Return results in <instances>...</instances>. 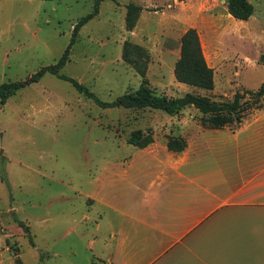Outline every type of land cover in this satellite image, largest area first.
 Wrapping results in <instances>:
<instances>
[{
    "label": "rangeland",
    "instance_id": "rangeland-1",
    "mask_svg": "<svg viewBox=\"0 0 264 264\" xmlns=\"http://www.w3.org/2000/svg\"><path fill=\"white\" fill-rule=\"evenodd\" d=\"M140 1H104L99 15L79 29L60 73L84 84L105 102L136 92L144 81L158 96L190 94L216 104L230 103L235 94L244 93L247 89L242 84L247 91L260 89L264 20L259 26L252 18L235 19L229 13V0ZM130 4L139 11L135 27L128 30ZM93 7L92 0L38 5L0 2V84L24 81L56 64L71 42L74 26ZM36 11L41 17L34 21L31 16ZM190 28L198 32L204 57L214 72L211 91L175 76L181 39ZM242 103L238 119L232 114L204 115L195 107L175 116L152 109H105L51 73L12 94L5 103L0 100L2 264H98L105 260L107 252L102 250L110 227L118 225L123 211L134 206L136 211L146 188L126 190L119 181L113 190L104 166L120 164L137 153L129 143L136 132L152 134L159 149L170 137L196 142L204 130H234L259 107L258 98L251 95ZM150 173L139 183L148 182ZM91 196L111 198L114 208L97 204Z\"/></svg>",
    "mask_w": 264,
    "mask_h": 264
},
{
    "label": "crops",
    "instance_id": "crops-1",
    "mask_svg": "<svg viewBox=\"0 0 264 264\" xmlns=\"http://www.w3.org/2000/svg\"><path fill=\"white\" fill-rule=\"evenodd\" d=\"M251 4V18L263 26L264 0ZM259 104L234 130L201 131L183 152L167 144L156 149L154 140L144 149L133 146L137 153L122 163L104 166L113 190L120 181L126 190L146 193L136 211H123L110 227L106 259L98 264H264V97ZM147 172L149 181L140 184ZM92 198L114 208L109 197Z\"/></svg>",
    "mask_w": 264,
    "mask_h": 264
},
{
    "label": "trees",
    "instance_id": "trees-1",
    "mask_svg": "<svg viewBox=\"0 0 264 264\" xmlns=\"http://www.w3.org/2000/svg\"><path fill=\"white\" fill-rule=\"evenodd\" d=\"M94 1L93 11L87 16L83 17L73 29V37L71 42L64 52L59 61L54 65H49L40 69L37 73L29 77L24 81H18L13 83L0 84V100L5 103L7 99L14 93L18 92L32 83L38 82L46 73H51L57 77L70 82L73 87L81 94L91 98L101 108H125V109H152L163 111L164 113L175 116L188 107H195L204 115H224L242 114L244 103L242 101L246 98V95H251L260 99L264 97V82L260 89L256 92L245 91L244 93H237L234 99L230 103L216 104L209 102L206 98L196 97L187 94L183 97H167L158 96L153 93L151 88L144 83L134 93H129L118 97L115 101L105 102L94 95L84 84L62 75L60 72L69 61L70 50L75 42L79 29L90 19L96 17L100 13V6L106 0H92ZM229 13L237 20L248 21L254 13V6L249 0H229L228 1ZM139 8L130 4L127 7V28L133 29L136 24V13ZM130 46L127 45L128 49ZM176 78L190 86L200 89L211 91L214 89V72L207 64L204 57L201 41L198 32L194 28H190L182 36L181 39V56L175 67ZM260 107V104H259ZM241 119V118H240ZM223 126V125H221ZM214 129H218L215 127ZM154 142L152 134L143 135L141 132L133 134L129 143L140 149H144ZM187 147L185 140H180L174 137L168 138L167 148L170 151L179 153L183 152Z\"/></svg>",
    "mask_w": 264,
    "mask_h": 264
}]
</instances>
